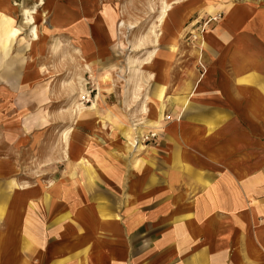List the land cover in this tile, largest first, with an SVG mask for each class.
I'll use <instances>...</instances> for the list:
<instances>
[{"label": "crops", "instance_id": "0c3cea01", "mask_svg": "<svg viewBox=\"0 0 264 264\" xmlns=\"http://www.w3.org/2000/svg\"><path fill=\"white\" fill-rule=\"evenodd\" d=\"M54 9L68 36L56 46L79 53L71 67L87 80L114 40L105 10L67 26ZM210 25L200 40L169 43L146 65L147 84L115 102L72 104L44 125L36 104L13 101L0 264H264V7L232 4ZM31 58L12 95L51 91ZM134 121L158 133L138 154L124 145ZM51 124L60 131L43 135Z\"/></svg>", "mask_w": 264, "mask_h": 264}, {"label": "rangeland", "instance_id": "374dc122", "mask_svg": "<svg viewBox=\"0 0 264 264\" xmlns=\"http://www.w3.org/2000/svg\"><path fill=\"white\" fill-rule=\"evenodd\" d=\"M41 1L0 0V6H2L0 10L5 12L3 14L8 19L2 20L0 17V158L6 157L8 152L9 142L7 138L11 133L9 118L13 117L14 113H9L6 109L13 107V101L19 102V104H36L39 108L38 118L45 119L44 125L47 124V120H50L48 121L49 124L52 122L51 119L55 113L64 112L63 110L59 111L60 109L71 107L72 104L73 106L78 103L91 105L94 101L100 106L108 103L107 100L115 102L119 98V93L123 94L124 90L133 92L137 84L138 87L140 85L142 88L147 84L143 78L148 77L146 72L149 70L148 66L141 65L137 69L132 68L130 70L128 69V61L142 58L148 51L154 49L155 44H146V49L144 50H132L134 40L146 34L152 24L158 23L156 29L159 33V38L158 46L156 47L158 48L157 58L160 59V57H164L166 46L169 43H174L173 39L179 29H183V32L181 31L183 34L178 36L176 45L188 38L194 39L193 35H198V38L194 40H200L204 33L210 29V24L221 19L225 11H220L215 15L216 19H214V16L209 15V13H201V5L206 3V0H183L180 4L174 5L166 22L160 25L161 21L157 22V18L163 0H46V5L41 4ZM168 1L171 2L173 0ZM221 1L224 3L231 2L234 5L246 4L254 9L264 7V0ZM58 6L62 10L60 23L66 22L67 26H70V24L65 21V17L73 20L91 17V20H88L94 22L103 10H105L108 23L111 15H117L118 23L122 20L125 21V26L121 29L120 27L118 28L117 37L111 41L110 53L103 60V63L95 64L86 74L87 80L84 77V72H75V64L73 65L74 68L71 67L72 62H75V60H82L81 58L76 59L78 56L76 54L79 53L74 48H58L56 46L57 40L68 38L67 35L58 32L60 28L58 30L56 28L59 26H55L56 9L54 7ZM26 11L35 16V23L39 29L38 39H35L32 35L33 25L27 22L28 14ZM190 11L194 12L191 14L189 13ZM188 13L190 18L183 22L184 17ZM195 21L196 23L194 24ZM131 23L137 26L130 28ZM2 30L5 31L2 32ZM36 56L38 57L37 59L35 58ZM25 57L26 59L32 57L31 59L34 60L33 64L38 62L44 71L45 78L50 76L52 80L51 91L41 95H12L13 84L22 83L19 68L22 66ZM83 60L85 59L83 58ZM106 76L107 79L104 84H101V80ZM73 79L76 80L73 81ZM55 84L56 86L57 84H65L68 88L75 86L78 92L76 93L74 89H70L68 92L75 91V93H69V95L55 93ZM99 87H101L100 90ZM20 112L15 113L18 118L20 117ZM28 115L29 112H26V116ZM134 122L133 126L138 123ZM44 131H47L48 136H53L60 130L59 128L54 129L51 124L41 130L43 135ZM136 134L139 133L137 132ZM53 139L54 137L51 138V142ZM149 143H146V145ZM143 144L145 145V143ZM48 145V150L53 148L52 144L49 147ZM131 151L136 154L141 153V151ZM39 162L41 165L42 162L40 160ZM44 177L49 184L53 182L52 175Z\"/></svg>", "mask_w": 264, "mask_h": 264}, {"label": "bare ground", "instance_id": "6f19581e", "mask_svg": "<svg viewBox=\"0 0 264 264\" xmlns=\"http://www.w3.org/2000/svg\"><path fill=\"white\" fill-rule=\"evenodd\" d=\"M46 0H42L41 1V4H44L46 5ZM183 0H173L171 2H169L168 0H163L162 1V4H161V9H160V12L158 14V18H157V22H160V25L161 24H164L166 22V19L170 16L172 10H173V7L175 4H180ZM232 3L231 2H227V3H224L222 2L221 0H206V3H203L201 5V13H209V15H212L214 16V19H216L215 15H217L220 11L222 10H227L231 7ZM0 8H2V6H0ZM28 16H27V22L32 24L33 27H32V35L33 37H35V39H38L39 38V29H38V25L35 23V16L32 15L29 11H26ZM194 11H190L189 13H193ZM5 12L1 11L0 10V17L1 19H5L7 16H5V14H3ZM187 14L184 19H183V22L188 20L190 18V14ZM1 19H0V22H1ZM7 19V18H6ZM8 20V19H7ZM118 17L117 15L113 16L111 15L110 18H109V24H110V35L113 37V39H115L118 35V28L120 27L123 28L125 26V21L122 20L120 23H118ZM197 21V20H196ZM196 21L194 22V24L196 23ZM137 25L136 24H133L131 23L130 24V28H135ZM158 26V23L156 24H152L151 27L147 30V33L146 34H143L139 37H137L133 44H132V50H144L146 49L145 45L146 44H155L154 46V49L148 51L146 53V55L142 58H139V59H130V62L128 61V69H132V68H136L138 66H146L148 64H151L155 58H157V50L158 48L156 46L157 45V42H158V38H159V33L156 29V27ZM182 28V27H181ZM5 30H2V32H4ZM181 31L183 32V29H179L178 32H176V36L175 38L173 39V44L176 45V42H178V36H181L183 33H181ZM195 38H198V35H195ZM57 45H62V42L61 41H57L56 43ZM174 50H176V47L174 48ZM134 74V73H133ZM107 79V76L104 77V79L101 80V84H104V81ZM139 83V82H137ZM101 87H99V90H100ZM140 88V85L138 87V84L136 85V90ZM159 101H160V106L158 107L159 108V112H158V115L156 116V121H154V125L153 126H158L160 127L161 126V121H162V101H164V96H163V93L159 95L158 97ZM187 100L184 102L186 103ZM76 107L78 109H83L85 107V105L83 103H78L76 104ZM138 124L140 123H136L133 125H130L129 127H127L126 129H124L123 131V134H124V137H125V146L127 149H130V150H134L136 152L140 151L141 149H144L145 145L137 138L139 135L142 136L145 132H148V127H150L149 125H146L145 126V129H140L138 128ZM137 125V126H135ZM139 133V134H136V133ZM66 136H67V132H66V135H65V139H66Z\"/></svg>", "mask_w": 264, "mask_h": 264}, {"label": "built area", "instance_id": "2783aa9c", "mask_svg": "<svg viewBox=\"0 0 264 264\" xmlns=\"http://www.w3.org/2000/svg\"><path fill=\"white\" fill-rule=\"evenodd\" d=\"M194 39L195 38V35H193ZM158 137V133L156 131H148V132H145L142 136H138L137 138L143 142V143H148V142H151L153 140H155L156 138Z\"/></svg>", "mask_w": 264, "mask_h": 264}]
</instances>
